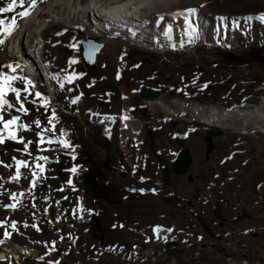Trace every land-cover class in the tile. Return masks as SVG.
Listing matches in <instances>:
<instances>
[{"label":"rangeland","instance_id":"rangeland-1","mask_svg":"<svg viewBox=\"0 0 264 264\" xmlns=\"http://www.w3.org/2000/svg\"><path fill=\"white\" fill-rule=\"evenodd\" d=\"M186 9L207 14L209 32L226 30L234 40L161 51L116 36L92 37L58 22L43 30L42 58L49 73L82 74L66 85L71 92L58 90L54 82L57 94L51 99L59 117L57 135L60 129L68 132L76 159L63 149L39 153L31 146L32 156L50 157L46 178L35 189V201L24 199L16 211L0 207V220L17 221L18 227L0 252L10 250L11 243L24 247L14 251L17 258L10 253L0 264H264V132H234L152 110L148 103L158 98L223 107L258 102L264 96V24L245 18L264 13V0H176L158 20ZM87 38L102 42L92 63L82 54ZM69 59L77 60L71 68ZM37 85L49 96L41 81ZM145 85L158 97L139 96ZM77 96L75 105L66 98ZM26 107V123L39 117L47 124L43 108ZM123 114L129 120L125 126L120 125ZM21 134L37 139L34 133ZM22 147L0 145V161L10 164L13 156L31 161L14 150ZM183 151L186 161L180 167L176 160ZM74 165L76 174L67 171ZM12 171L0 165V177ZM69 178L72 185L66 183ZM27 184L5 187L20 191ZM10 202L0 196V203ZM25 223L37 224L40 231ZM157 226L159 237L153 231ZM53 241L55 251L50 250Z\"/></svg>","mask_w":264,"mask_h":264},{"label":"bare ground","instance_id":"bare-ground-1","mask_svg":"<svg viewBox=\"0 0 264 264\" xmlns=\"http://www.w3.org/2000/svg\"><path fill=\"white\" fill-rule=\"evenodd\" d=\"M175 1L46 0L39 5L31 18L20 21L19 29L7 39L0 52V61H16L21 65H29L23 69L25 75L37 82L41 81L52 99L57 93L53 91L54 82L50 83L47 79L49 71L42 58L44 40L41 35L48 25L55 22L70 27L79 26L92 37L116 36L115 38H122L133 45L161 51L202 41L229 43L234 40L232 33L226 30L214 28L209 32L208 25L205 27L204 22L209 23L210 17L197 11L188 17L197 29L196 37L190 42L185 30V17L176 15L175 18L168 16L164 22L158 20L160 16H167L165 10ZM157 97L155 94V98ZM148 103L152 110H161L182 119H195L240 133L264 132V96L258 102H244L231 107L195 104L181 98H158ZM128 121V116L123 114L120 125L125 126L129 124ZM5 246L9 247L10 244ZM11 247L10 250L3 247L5 252H0V258L5 259L10 253L17 258L14 251L24 249L17 243H11ZM25 249L33 251L28 246Z\"/></svg>","mask_w":264,"mask_h":264},{"label":"snow or ice","instance_id":"snow-or-ice-1","mask_svg":"<svg viewBox=\"0 0 264 264\" xmlns=\"http://www.w3.org/2000/svg\"><path fill=\"white\" fill-rule=\"evenodd\" d=\"M45 0H7L6 6L0 4V46L5 45L7 39L13 35L20 27V21L26 20L32 17L36 12L39 5L43 4ZM21 9L16 11V9ZM14 13L10 20L2 18V14ZM195 9H186L183 13H176V15L185 16V30L186 34L189 36V41L192 42L193 38L196 37L197 29L189 21L188 17L193 16ZM159 19H163L160 16ZM221 20L226 18L221 17ZM252 20L259 21L264 24V13H260L256 16H248L245 18L246 22ZM79 27V26H78ZM64 31H67L65 29ZM57 35H63V32L57 33ZM70 47L77 48V44L69 45ZM84 58L89 59L90 53L88 50L84 51ZM77 63L76 59H69V68L73 64ZM29 65H21V63L12 61L5 64H0V145L6 142H13L16 144L23 145L22 148L14 149L21 155L30 156L32 160L19 159L15 156L11 158L12 163L5 164L0 161V165L13 169L12 173L7 177H0V196L7 195L10 203H0V207L5 210L11 209L13 211L18 210V208L23 207V200L31 197L32 201L36 200L35 189L41 185V182L46 178L47 164L50 162V157L47 155H35L32 156L31 146L36 145L37 152L43 153L47 151H59L63 149L67 154L71 155L73 160L76 159L74 152L75 146H73L67 139L68 132L64 129L59 130L57 135L56 127L59 124V117L57 115V109L51 104V97L37 90V82L31 77L23 74L24 67ZM7 70V71H5ZM61 73H48V81L55 82L60 91L71 92L72 88H67L66 85L72 84L76 79L80 78V75L74 71L61 70ZM119 78V76L117 77ZM17 85H22L19 87ZM91 86V85H89ZM207 87V85H204ZM57 87H53V91H56ZM10 95L14 96V99H10ZM71 104L75 105L78 103L80 97L69 98ZM27 104H32L35 106L36 111L39 112L41 108L44 109L45 115L47 116V124H44L42 120L37 117L31 122V124L26 123L23 117L30 115V110L26 107ZM50 112V114H48ZM8 119H5V116ZM127 119V117H125ZM35 129L38 131H34ZM34 133L37 139H26L21 133ZM58 145V148L45 147ZM68 150H71L70 152ZM26 170V171H25ZM73 174H76L78 169L77 166H73L71 169H67ZM143 179V177L141 178ZM22 180H27L28 184L22 188L20 191H11L5 187V184L20 185ZM68 185H72V179L66 182ZM63 187L57 189V191H63ZM75 191V187L72 188ZM64 199H68L64 197ZM45 203H47L48 197H44ZM59 203V201H57ZM33 208H36V203H32ZM83 212L84 209L80 207L78 209ZM46 215L49 209L46 207L43 210ZM77 209H73V212ZM83 218V217H81ZM51 222V221H50ZM31 226L36 231H40L37 224L33 223L31 225L25 223L23 227L27 228ZM0 228H3V237L0 238V244H4L6 241L11 239L12 233L18 232L17 221L8 222L7 218L5 220H0ZM11 229L9 231L8 229ZM153 231L159 237L161 231L160 227L157 226ZM166 231L171 232L172 229H167ZM63 239V237H61ZM74 242V241H73ZM51 251H55V242H52ZM53 264H58V262H53Z\"/></svg>","mask_w":264,"mask_h":264},{"label":"water","instance_id":"water-1","mask_svg":"<svg viewBox=\"0 0 264 264\" xmlns=\"http://www.w3.org/2000/svg\"><path fill=\"white\" fill-rule=\"evenodd\" d=\"M83 46H84V50L82 51V54H84L85 50H88V52L90 53V58L87 60L92 63L94 59V53L100 50V48L102 47V42L92 40V38H87V40L83 41ZM260 88L262 87L260 86L257 87V89H260ZM155 94H156V89L154 87H150L147 85L142 86L138 92V95L143 97V99L152 98L155 96ZM185 154H186L185 151H183V153L179 154L178 159L176 160V163L180 167L184 166V163L186 161Z\"/></svg>","mask_w":264,"mask_h":264},{"label":"built area","instance_id":"built-area-1","mask_svg":"<svg viewBox=\"0 0 264 264\" xmlns=\"http://www.w3.org/2000/svg\"><path fill=\"white\" fill-rule=\"evenodd\" d=\"M8 256H10V255L8 254Z\"/></svg>","mask_w":264,"mask_h":264},{"label":"flooded vegetation","instance_id":"flooded-vegetation-1","mask_svg":"<svg viewBox=\"0 0 264 264\" xmlns=\"http://www.w3.org/2000/svg\"><path fill=\"white\" fill-rule=\"evenodd\" d=\"M151 87V86H150Z\"/></svg>","mask_w":264,"mask_h":264}]
</instances>
